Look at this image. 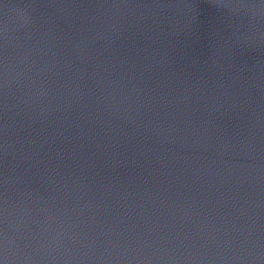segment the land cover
Masks as SVG:
<instances>
[{
    "label": "water",
    "instance_id": "1",
    "mask_svg": "<svg viewBox=\"0 0 264 264\" xmlns=\"http://www.w3.org/2000/svg\"><path fill=\"white\" fill-rule=\"evenodd\" d=\"M0 264H264V0H0Z\"/></svg>",
    "mask_w": 264,
    "mask_h": 264
}]
</instances>
